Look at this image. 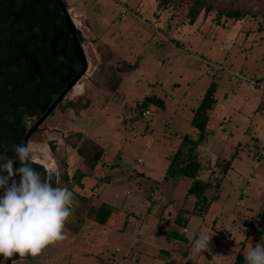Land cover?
I'll return each mask as SVG.
<instances>
[{
	"label": "rangeland",
	"instance_id": "1",
	"mask_svg": "<svg viewBox=\"0 0 264 264\" xmlns=\"http://www.w3.org/2000/svg\"><path fill=\"white\" fill-rule=\"evenodd\" d=\"M226 1L253 7L251 0ZM67 2L88 65L81 92L70 95L75 104L51 125L69 176L86 170L72 142L90 138L102 146L82 185L74 177L71 185L91 202L112 204L114 213L107 225L84 218L74 231L86 206L74 198L65 238L13 264H231L264 201V30L258 29L264 16L257 3L255 16L216 22L210 11L190 24L187 7L158 8L156 0ZM212 80L215 102L199 171L211 181V202L197 213L195 197L186 194L191 179L167 181L164 174L182 135L195 134L190 118ZM149 94L164 107L149 105V114H139ZM235 151L216 187L222 160ZM204 232L212 235L208 250L193 252Z\"/></svg>",
	"mask_w": 264,
	"mask_h": 264
},
{
	"label": "flooded vegetation",
	"instance_id": "2",
	"mask_svg": "<svg viewBox=\"0 0 264 264\" xmlns=\"http://www.w3.org/2000/svg\"><path fill=\"white\" fill-rule=\"evenodd\" d=\"M84 41L67 0H0V153L14 157L13 145L27 144L32 167L56 187L60 141L51 122L75 103L70 95L88 65ZM36 257L15 255L9 264Z\"/></svg>",
	"mask_w": 264,
	"mask_h": 264
},
{
	"label": "trees",
	"instance_id": "3",
	"mask_svg": "<svg viewBox=\"0 0 264 264\" xmlns=\"http://www.w3.org/2000/svg\"><path fill=\"white\" fill-rule=\"evenodd\" d=\"M251 1L253 7L248 8L245 5L226 0H156V3L158 8L176 9L184 6L187 7L186 15L188 17V22L192 24L196 21L200 14L205 17L210 11H215L214 18L216 22H219L222 17L225 19L238 20L249 15L255 16L256 11H254V7L256 5V9L259 8L258 10H261L264 16V2L259 0ZM258 29L261 31L264 30V24L259 25ZM215 89L216 81L212 80L204 90L203 95L190 118V124L193 127L195 134L193 135L189 132H185L182 135L179 145L169 157V162L164 174V177L167 181L178 180L183 176L191 179V183L187 188L186 194L193 195L195 197L193 209H195L197 213H199V211L206 212L209 208L208 205L211 202L207 200L206 195V190L211 186V181L200 178L199 171L201 168V143L209 135L207 123L209 120V110L212 108L213 103L215 102V99L213 98ZM74 104V102L71 103L72 106ZM149 105H155L163 108L164 101L155 94L146 95L139 104L138 113H142V111L145 110ZM71 146L76 149L86 170H75V172L71 176H69L66 170V160L64 157H62L60 159V166H62V169L59 186L67 187L70 191L73 192L74 198L77 199L76 202L78 201V207H82L84 205L87 206V209L85 206L83 217H80L78 219V224L74 226L71 225V227L74 231H77L79 228V223H81L84 218L92 219L93 221L101 225H107L113 217L112 215L114 213V206L105 201H101L99 203L91 202L89 196L78 194L71 185V183L73 182V177L75 178V183L80 186L82 185V177L85 176L86 173L91 172L100 162L104 150L100 144L91 140L90 138H85L81 141L76 140L75 142L71 143ZM236 154L237 151L231 153L229 158L222 160V172L220 178H218V180L214 183L216 187L221 186L220 183L222 179H225L226 173L232 166L231 162ZM217 195L218 193L214 196L213 199H215ZM177 221L178 223L184 222L181 218H177ZM263 235L264 201L262 203V206L253 214V216L249 220V226L245 232V237L243 240L239 241V249L234 256L231 264H245L244 255L247 251V249L245 248L247 241H249L251 238L253 240V244L251 241V245L254 246L256 243H259Z\"/></svg>",
	"mask_w": 264,
	"mask_h": 264
},
{
	"label": "clouds",
	"instance_id": "4",
	"mask_svg": "<svg viewBox=\"0 0 264 264\" xmlns=\"http://www.w3.org/2000/svg\"><path fill=\"white\" fill-rule=\"evenodd\" d=\"M14 157L0 153V256L9 260L39 255L47 246L62 241L71 215L74 194L67 187H56L32 167L31 148L13 145ZM19 160L20 167H14ZM19 176L17 181L14 177ZM51 175V173H49ZM212 235L196 238L192 251L208 250ZM245 264H264V241L249 247Z\"/></svg>",
	"mask_w": 264,
	"mask_h": 264
},
{
	"label": "bare ground",
	"instance_id": "5",
	"mask_svg": "<svg viewBox=\"0 0 264 264\" xmlns=\"http://www.w3.org/2000/svg\"><path fill=\"white\" fill-rule=\"evenodd\" d=\"M81 92V85L80 84H76V86L74 87V91H73V94H78ZM44 151V150H43ZM46 149H45V156H47V153H46ZM46 158V157H45ZM44 162L46 163L47 161L44 160ZM48 167H50L49 165H47Z\"/></svg>",
	"mask_w": 264,
	"mask_h": 264
},
{
	"label": "crops",
	"instance_id": "6",
	"mask_svg": "<svg viewBox=\"0 0 264 264\" xmlns=\"http://www.w3.org/2000/svg\"><path fill=\"white\" fill-rule=\"evenodd\" d=\"M195 217H196V215L191 216L189 222H193L192 219H194ZM138 225H139V224H138ZM182 243H184V244L187 245V246L190 244V242H183V241H182ZM252 243H253V242H252Z\"/></svg>",
	"mask_w": 264,
	"mask_h": 264
},
{
	"label": "built area",
	"instance_id": "7",
	"mask_svg": "<svg viewBox=\"0 0 264 264\" xmlns=\"http://www.w3.org/2000/svg\"><path fill=\"white\" fill-rule=\"evenodd\" d=\"M141 114L142 115H147V114H149V110L148 109H145V110L142 111ZM184 230L186 231V228H184Z\"/></svg>",
	"mask_w": 264,
	"mask_h": 264
},
{
	"label": "water",
	"instance_id": "8",
	"mask_svg": "<svg viewBox=\"0 0 264 264\" xmlns=\"http://www.w3.org/2000/svg\"><path fill=\"white\" fill-rule=\"evenodd\" d=\"M10 263V259L9 260H7V264H9Z\"/></svg>",
	"mask_w": 264,
	"mask_h": 264
}]
</instances>
